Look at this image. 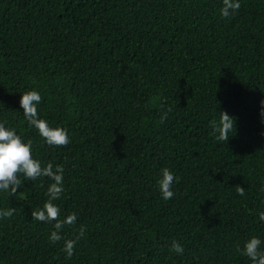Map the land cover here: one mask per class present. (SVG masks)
I'll use <instances>...</instances> for the list:
<instances>
[{
  "label": "trees",
  "instance_id": "16d2710c",
  "mask_svg": "<svg viewBox=\"0 0 264 264\" xmlns=\"http://www.w3.org/2000/svg\"><path fill=\"white\" fill-rule=\"evenodd\" d=\"M221 2L0 0V122L42 166H63L54 203L77 214L49 240L53 222L31 212L51 178L18 173L0 191V209H14L0 217V264H250L237 246L264 240V0L229 17ZM32 88L67 144L27 123L18 101ZM220 111L235 120L225 142L210 124ZM163 167L178 177L167 200Z\"/></svg>",
  "mask_w": 264,
  "mask_h": 264
},
{
  "label": "clouds",
  "instance_id": "9594fccd",
  "mask_svg": "<svg viewBox=\"0 0 264 264\" xmlns=\"http://www.w3.org/2000/svg\"><path fill=\"white\" fill-rule=\"evenodd\" d=\"M241 7V0H222L218 11L222 17H229ZM41 94L35 89H28L19 96V105L21 111L29 125L34 127L39 135L48 145H65L69 142L68 131L62 126H53L38 113V105L41 102ZM259 109L261 119L264 121V100L260 101ZM218 120L210 121L212 131L216 134L218 140L224 142L234 132V117L226 111H220ZM163 115H166L163 114ZM163 118V116L161 117ZM264 136V131L260 133ZM18 173H22L26 179H35L40 176H48L51 183L47 187L48 199L42 207H38L31 212V215L38 220L53 222V230L49 234V240L57 241L61 237V229L66 224H74L77 220V214L71 212L64 217H60V208L54 201L60 197L64 190L63 177L64 168L60 164L55 166L48 162L45 166L41 165L39 159L32 155V142L25 140L14 127L6 126L0 122V191H15L22 183ZM178 179L176 174L168 167H163L156 177V185L160 195L167 200L173 197V184ZM238 191L242 194L244 187H239ZM14 209H0V217L10 216ZM264 219V212L261 214ZM80 231H83L81 225ZM79 238L66 239L62 250L65 255L71 256L76 240ZM170 247L176 253L184 251L183 245L173 240ZM237 250L249 258L250 264H264V240L257 235H252L243 241L242 246H237Z\"/></svg>",
  "mask_w": 264,
  "mask_h": 264
},
{
  "label": "bare ground",
  "instance_id": "6f19581e",
  "mask_svg": "<svg viewBox=\"0 0 264 264\" xmlns=\"http://www.w3.org/2000/svg\"><path fill=\"white\" fill-rule=\"evenodd\" d=\"M149 1V0H148ZM157 1V0H156ZM153 3V2H152ZM193 3V2H192ZM196 3V2H195ZM45 4V3H44ZM198 10H199V8H198ZM44 11V10H43ZM134 29V28H133ZM130 31V30H129ZM131 33V32H130ZM161 33V32H160ZM163 41V40H162ZM141 43V42H140ZM150 45H151V43H150ZM154 48V47H153ZM158 48V47H157ZM13 230V229H12ZM38 234V233H37ZM46 241V240H45Z\"/></svg>",
  "mask_w": 264,
  "mask_h": 264
}]
</instances>
